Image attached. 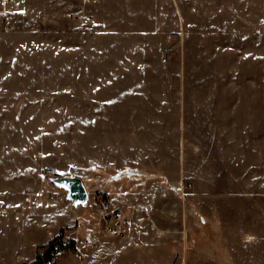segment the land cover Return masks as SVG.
<instances>
[{
  "label": "rangeland",
  "instance_id": "1",
  "mask_svg": "<svg viewBox=\"0 0 264 264\" xmlns=\"http://www.w3.org/2000/svg\"><path fill=\"white\" fill-rule=\"evenodd\" d=\"M76 223L92 264H264V0L0 2V264Z\"/></svg>",
  "mask_w": 264,
  "mask_h": 264
},
{
  "label": "crops",
  "instance_id": "2",
  "mask_svg": "<svg viewBox=\"0 0 264 264\" xmlns=\"http://www.w3.org/2000/svg\"><path fill=\"white\" fill-rule=\"evenodd\" d=\"M81 217L78 216V219ZM79 221V220H78ZM77 221V222H78ZM88 233L86 236L81 234V229L79 228V223H76V232H72L71 235H73L74 237H76L75 239H78L77 244L79 245L80 249H81V254L80 256H71V255H67V260L66 261H61L59 260L57 264H92L93 261L95 260V258H99L102 255V252H100L99 248H97L96 245V239L97 236L96 235L98 232L94 231L90 232V229L88 228ZM92 231V230H91ZM64 237H69L71 238L72 236L69 235V233H64L63 234ZM75 240V241H76ZM81 243V244H79ZM124 243L121 244H117L116 242H112V243H108V244H104L103 248L101 249V251H105L106 253H108L112 258H109L105 264H147V260L150 259V257L152 256L154 259L155 264H159V255H160V251L153 253H149V248L148 247H144V244L141 245V251H139V253H137V250L134 248V246H131V243L125 244ZM21 250V249H19ZM121 251H125L123 254H121ZM147 251V252H146ZM20 254V253H19ZM33 255V248L31 249V254L30 256L32 257ZM114 255H116V257L114 258ZM151 255V256H150ZM30 256L27 257H22L21 255H18V257H20L21 262H24L25 259H27L28 257L30 258ZM96 264H102L100 263H96Z\"/></svg>",
  "mask_w": 264,
  "mask_h": 264
},
{
  "label": "built area",
  "instance_id": "3",
  "mask_svg": "<svg viewBox=\"0 0 264 264\" xmlns=\"http://www.w3.org/2000/svg\"><path fill=\"white\" fill-rule=\"evenodd\" d=\"M9 0H0L2 4L7 3ZM85 3H95L99 0H83ZM136 210L139 209L138 206L135 207ZM107 213L104 214L105 219V230L106 233L115 232L117 229L121 228V221L124 218V213L121 211L120 208H115L111 212V216L106 218ZM68 252H75L76 254L79 253L78 244L70 242V241H54L51 242L48 246L46 252L40 257V259L35 262L34 264H55L59 255L62 253Z\"/></svg>",
  "mask_w": 264,
  "mask_h": 264
},
{
  "label": "water",
  "instance_id": "4",
  "mask_svg": "<svg viewBox=\"0 0 264 264\" xmlns=\"http://www.w3.org/2000/svg\"><path fill=\"white\" fill-rule=\"evenodd\" d=\"M54 183L62 186L68 191V197L78 203L85 202L87 199V191L79 177L64 176L57 177L54 180Z\"/></svg>",
  "mask_w": 264,
  "mask_h": 264
},
{
  "label": "trees",
  "instance_id": "5",
  "mask_svg": "<svg viewBox=\"0 0 264 264\" xmlns=\"http://www.w3.org/2000/svg\"><path fill=\"white\" fill-rule=\"evenodd\" d=\"M82 220H83V217H82ZM82 228H83V229H84V228H87V226L85 227V225H84V226H83V225H80V229H82ZM86 230L89 231L88 228H87Z\"/></svg>",
  "mask_w": 264,
  "mask_h": 264
}]
</instances>
